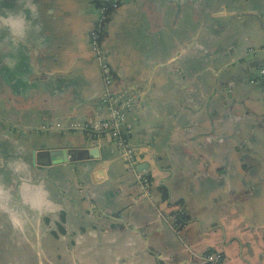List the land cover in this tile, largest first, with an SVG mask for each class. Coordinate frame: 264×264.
I'll list each match as a JSON object with an SVG mask.
<instances>
[{
	"label": "crops",
	"instance_id": "obj_1",
	"mask_svg": "<svg viewBox=\"0 0 264 264\" xmlns=\"http://www.w3.org/2000/svg\"><path fill=\"white\" fill-rule=\"evenodd\" d=\"M98 1L0 0V238H12L0 264H208L209 250L264 264V0H121L111 12L101 47L112 89L137 93L130 141L148 194L111 136L67 127L106 114ZM54 122L65 128L41 127ZM92 146L100 158L80 152ZM53 147L72 158L48 164Z\"/></svg>",
	"mask_w": 264,
	"mask_h": 264
},
{
	"label": "built area",
	"instance_id": "obj_2",
	"mask_svg": "<svg viewBox=\"0 0 264 264\" xmlns=\"http://www.w3.org/2000/svg\"><path fill=\"white\" fill-rule=\"evenodd\" d=\"M121 3V0H99L97 2L98 22L90 31L91 50L100 61V68L104 89L101 94V106L106 110L105 115L95 114L86 117L80 122H71L67 127L83 129L93 138L109 135L112 138L116 151L120 154L126 171L134 175L142 193L148 194L150 187L149 176L137 167L136 149L130 141V135L135 123L139 119V101L137 93L128 86L112 89L114 73L112 67L102 50V35L107 28L108 18L113 10ZM105 55V56H104ZM264 95V58L259 65L256 79ZM42 129L65 128L61 122L43 124ZM171 224L176 232H180L185 221L177 220L176 213L170 216ZM208 264H228L223 252L220 250H209L203 255Z\"/></svg>",
	"mask_w": 264,
	"mask_h": 264
},
{
	"label": "water",
	"instance_id": "obj_3",
	"mask_svg": "<svg viewBox=\"0 0 264 264\" xmlns=\"http://www.w3.org/2000/svg\"><path fill=\"white\" fill-rule=\"evenodd\" d=\"M246 7H248L246 5ZM242 6L241 5H232L228 7L229 11H239L241 10ZM219 10V9H217ZM80 152H87L91 155H93L96 158H100V155L97 153V147H87L84 148L83 151ZM72 153L69 149L66 147H53L49 149L48 151L43 152V157H45L46 162L48 164H57V163H62L64 161L70 160L71 154ZM98 173H101V170H98ZM96 173V175L98 174Z\"/></svg>",
	"mask_w": 264,
	"mask_h": 264
},
{
	"label": "rangeland",
	"instance_id": "obj_4",
	"mask_svg": "<svg viewBox=\"0 0 264 264\" xmlns=\"http://www.w3.org/2000/svg\"><path fill=\"white\" fill-rule=\"evenodd\" d=\"M254 145L256 146V148H260L262 145H264V141H261V139L260 140H257L255 143H254ZM12 241V238L11 237H9L8 238V236L6 237V238H4V240H3V242H2V240H1V238H0V245L1 246H5V248L6 247H8L9 245H10V242ZM6 255V254H5ZM4 255V256H5Z\"/></svg>",
	"mask_w": 264,
	"mask_h": 264
},
{
	"label": "trees",
	"instance_id": "obj_5",
	"mask_svg": "<svg viewBox=\"0 0 264 264\" xmlns=\"http://www.w3.org/2000/svg\"><path fill=\"white\" fill-rule=\"evenodd\" d=\"M175 213H176L177 220L186 221L184 216H183V214H182V212L176 211Z\"/></svg>",
	"mask_w": 264,
	"mask_h": 264
}]
</instances>
